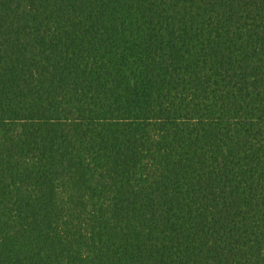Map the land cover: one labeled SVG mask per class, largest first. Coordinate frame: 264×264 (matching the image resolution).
Here are the masks:
<instances>
[{
  "label": "trees",
  "instance_id": "obj_1",
  "mask_svg": "<svg viewBox=\"0 0 264 264\" xmlns=\"http://www.w3.org/2000/svg\"><path fill=\"white\" fill-rule=\"evenodd\" d=\"M0 264H264V0H0Z\"/></svg>",
  "mask_w": 264,
  "mask_h": 264
}]
</instances>
